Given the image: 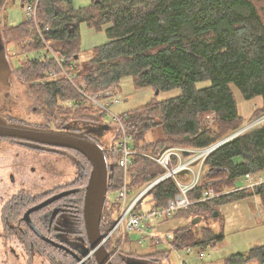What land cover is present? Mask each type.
I'll use <instances>...</instances> for the list:
<instances>
[{
    "label": "trees",
    "instance_id": "trees-1",
    "mask_svg": "<svg viewBox=\"0 0 264 264\" xmlns=\"http://www.w3.org/2000/svg\"><path fill=\"white\" fill-rule=\"evenodd\" d=\"M11 1V0H10ZM38 1L36 22L27 18L16 25L0 21V43L15 46L26 56L20 60L18 77L29 80L31 96L44 106V113L63 124H70L75 113L78 125L92 118L93 108L82 102L76 88L61 73L56 57H48L44 48L53 52L76 82L86 83L88 93H99L130 77L136 89L152 87L159 91L180 87L179 96L158 100L122 113L131 147L138 153L132 159L131 186L140 188L145 182L163 175L166 169L149 155L157 157L174 146L205 147L225 139L255 121L264 113V0H92L87 6H76L74 0H20L27 8ZM5 1L0 15L5 10ZM106 29L109 41L93 48L90 59L80 62V25ZM74 26V32L70 29ZM72 68V70H70ZM57 72L52 78L50 72ZM37 82V84H36ZM208 83L200 87L199 84ZM236 87L246 100L257 96L262 104L246 120L238 107L233 91ZM120 91V90H118ZM72 103V108L66 104ZM214 113V127L207 128L205 117ZM106 126H109L107 124ZM154 132L156 139L147 141ZM121 139L122 132L117 134ZM99 144V143H98ZM114 144L105 149L109 163L108 193H116L122 183L123 170L116 163L119 155ZM78 186L83 187L78 199L83 215L84 196L91 163L78 152ZM178 163L170 156L167 166ZM247 174L264 175V122L237 134L220 145L208 157L199 185L190 191L193 202L181 214L202 219L213 215L221 205L249 197H257L264 207V183L253 189H238L237 181ZM185 178V175H181ZM212 187L219 195L201 200L203 190ZM178 192L173 178L159 183L149 193L152 209L167 205ZM120 207L107 197L100 229L105 236L116 223ZM223 229L215 231L199 225H181L168 234H158L155 245L168 241L172 249L215 247L224 239ZM135 238L127 235L126 243ZM110 251L111 244L105 243ZM111 254L113 252L111 251ZM171 255V250L145 254L152 260ZM140 257L132 250L120 249L113 256L114 264H130ZM264 264V244L225 258V264ZM89 264H97L94 255Z\"/></svg>",
    "mask_w": 264,
    "mask_h": 264
},
{
    "label": "flooded vegetation",
    "instance_id": "flooded-vegetation-1",
    "mask_svg": "<svg viewBox=\"0 0 264 264\" xmlns=\"http://www.w3.org/2000/svg\"><path fill=\"white\" fill-rule=\"evenodd\" d=\"M10 49L0 43L11 64L7 86L0 89V116L9 124L86 133L99 143L106 115L101 114L103 121L87 118L79 125L74 112L70 124L63 125L46 115L31 96L34 83L18 77L21 65H13ZM78 158L72 148L0 135V264H89L93 252L78 204L83 189L77 182L83 179Z\"/></svg>",
    "mask_w": 264,
    "mask_h": 264
},
{
    "label": "rangeland",
    "instance_id": "rangeland-1",
    "mask_svg": "<svg viewBox=\"0 0 264 264\" xmlns=\"http://www.w3.org/2000/svg\"><path fill=\"white\" fill-rule=\"evenodd\" d=\"M91 2L92 0H74L75 5L78 7L87 6ZM26 10L21 6L20 0H11V1L7 0V4L5 5V10L3 11L2 14V16L4 17L3 23L6 21L5 14L8 15L9 17L8 21L9 23L11 22L12 25L14 24L16 25L20 23L26 17ZM109 26L110 25H106L101 29H97V28H91L87 26L85 23H82L80 25L79 34L81 38V49H82L80 62H84L90 59L94 47L109 41L108 36L106 34V29ZM9 47L11 48L10 51L15 53V56L12 59L13 65L19 66L20 60L25 59L26 56L19 53L20 50L18 47L15 46H9ZM43 53L47 54V56L50 58L54 56L53 52L48 51V48H44ZM61 71H62L61 73H63L62 68ZM10 76L11 79L18 80L16 74L11 73ZM207 85L208 83L199 84L200 87H204ZM115 91L117 92V96L111 97L110 99L105 101L107 102L110 101V105H109L110 110L112 111L113 114L121 118H122V113L137 108L139 106H142L146 104L148 101H150L152 98H157L158 100L162 101L177 97L182 92L180 87H176L171 90L158 91V92L156 89H153L152 87L136 89L133 86L130 77L124 78L120 83V88L118 89V87H116ZM233 91L236 95L237 103L241 115L244 118H246V120L249 119L252 112L257 107H260V105L262 104V98L260 96H257L253 99L246 100L245 98H243L241 92L236 87H233ZM112 100L113 101L118 100V102L115 103ZM82 102L87 103L85 100H82ZM66 104L71 105L72 103L66 102ZM89 105L93 108L92 113L94 115L97 113H98L97 115H100V113L98 112V108L96 106L91 104ZM113 114L106 115L105 122L108 123L109 126H104L103 128L104 130L102 129V133L99 135L98 140L99 143L101 144V147L104 150L110 149L114 144H118L120 141V139L117 136L119 132V125L117 122H115ZM215 118L216 116L214 113H210L205 117V124L207 128L214 127ZM262 122H264V113H262V115L259 116L252 123L245 125L246 128L244 127L245 128L244 130H242L243 128L240 129L239 130L240 132L237 134L244 132L245 130L251 128L252 126L261 124ZM234 134L230 136L237 135L236 133ZM156 136L154 132H150L147 135V141L150 142L155 140ZM222 140L224 139L218 140L213 144L217 145ZM220 145H218V147ZM174 147L195 148L191 146L190 147L174 146ZM208 157L206 158V161ZM185 160H188V157H186ZM200 162L201 161L199 160V163ZM180 176L178 177V179L186 180L188 179V177L190 178L189 175L188 177L185 178H181ZM168 178H172V177L170 176ZM246 185L247 182L244 177L237 181V186H238L237 188ZM247 188L253 189L249 187ZM148 203H149V195L145 197L143 204L140 206V208H147ZM216 211H218V215H214ZM189 222H192V217L185 214H181L177 217L162 218L161 220H153L152 225L155 227L154 230H156L155 234L157 236L158 234L164 235L165 233L171 232L177 227L184 224H188ZM197 225H199L200 228L210 227L215 231H219L223 229L225 237L222 241L218 242L215 247L208 248L207 250L204 251H200L198 249H191L190 253H188L186 249L183 250L172 249L168 241H164L159 245H155L153 238L147 239V241L144 244H138L135 241L132 244L122 245L121 249L130 250V248L132 247V250L136 251L140 256L134 258V261L137 262L138 264H181L179 254H181L185 259H189L191 264H225L226 257L239 252H246L249 249L253 248L254 246L264 244V207L260 203L257 197H249L234 203L221 205L217 210L214 211L213 215H209L204 219H201V221L198 222ZM167 249L171 250V255L166 258H161L159 260H152L148 257H142L145 254L152 253L156 250H167ZM201 254L203 255V258H199V255ZM250 264H257V263L253 261Z\"/></svg>",
    "mask_w": 264,
    "mask_h": 264
},
{
    "label": "built area",
    "instance_id": "built-area-1",
    "mask_svg": "<svg viewBox=\"0 0 264 264\" xmlns=\"http://www.w3.org/2000/svg\"><path fill=\"white\" fill-rule=\"evenodd\" d=\"M37 5L38 1L25 8V10L27 9L26 17L34 18L35 22ZM63 73L69 77L71 83L78 91L80 98L85 100L87 104L89 103L96 106L100 115L113 114L109 108L110 101L107 102L105 100L117 96L115 86L109 90L92 94L86 91V83L79 84L76 82L74 74H70L64 69ZM57 74V72L53 71L51 72L50 76L54 78L57 76ZM113 102L116 103L118 100ZM113 116L115 122L118 123L122 132V137L117 146L114 148V152L119 155L116 163L123 170V179L121 186L116 193H107V197L110 199V201L119 205L120 211L116 223L106 235L108 237L106 243L111 244V251L117 252L121 249L122 245L126 243L127 235H134L138 244H144L147 239H154L156 237L154 231L155 227L152 225L153 220H161L162 218L173 217L179 211L185 210L191 206L193 202L189 198V193L195 189L201 181V178L205 172L206 158L210 156L211 153L218 147L214 149L216 146L214 144L195 148L171 147L166 149L157 157L149 155L160 165H162L167 172L155 179L145 182L143 186L135 189L131 186V175L135 172L130 169V166L133 163L132 157L138 152L131 147V139L126 134L122 118L116 116L115 114H113ZM232 137L233 136L227 137L222 141L226 142ZM170 156H175L179 161L176 167L173 169L167 166V160ZM186 157H188V160H185ZM199 160L201 161L200 163ZM182 174L186 175V177L189 175L190 178L188 177L186 180L178 179V177ZM170 176L175 180L178 186V192L174 197L168 200L167 205L156 209L150 208L149 205L147 208H140L145 197L149 195L154 187ZM244 178L247 182V185L239 187L238 189L247 187L254 188L259 184L264 183L263 174H247L244 176ZM218 195L219 194L216 193L212 187H209L203 190L201 200H208L217 197ZM191 249L192 248H188L186 250L188 253H190ZM179 257L181 264H191L190 260L185 259L181 254H179ZM199 258H203V255H199Z\"/></svg>",
    "mask_w": 264,
    "mask_h": 264
},
{
    "label": "water",
    "instance_id": "water-1",
    "mask_svg": "<svg viewBox=\"0 0 264 264\" xmlns=\"http://www.w3.org/2000/svg\"><path fill=\"white\" fill-rule=\"evenodd\" d=\"M4 3L5 0H0V12ZM69 32H74V26ZM1 47L4 46L1 44ZM10 72V61L7 55L0 51V89L3 86H7L5 80ZM158 91L159 89H157ZM0 135L26 138L48 145L72 148L83 154L89 160L92 169L86 185L83 212L85 228L91 248L90 252L94 251L93 254L97 264H114L112 255L106 245H100L103 239L100 224L107 198L109 173V163L107 162L105 151L101 145L86 133L46 130L20 124H9L1 116ZM214 215H218V211ZM201 219V216L192 218V224H198ZM78 260H81V258H78ZM130 264L138 263L132 261Z\"/></svg>",
    "mask_w": 264,
    "mask_h": 264
},
{
    "label": "bare ground",
    "instance_id": "bare-ground-1",
    "mask_svg": "<svg viewBox=\"0 0 264 264\" xmlns=\"http://www.w3.org/2000/svg\"><path fill=\"white\" fill-rule=\"evenodd\" d=\"M56 57V59H57V61L59 62V65H60V67L62 68V70L64 69V70H66L64 67H63V65H62V63H63V60H60L57 56H55ZM51 72H53V71H51ZM51 72H50V74H51ZM68 73H70V74H73L71 71H69ZM67 76V75H66ZM68 77V76H67ZM69 78V77H68ZM221 143H224V141H222V142H220L219 144H217L215 147H214V149L216 148V147H218V145H220ZM107 235V234H106ZM104 236L103 235V239H102V241L100 242V245H103V244H105L106 243V241H107V236ZM105 242V243H104ZM97 249V248H96ZM94 252V251H93Z\"/></svg>",
    "mask_w": 264,
    "mask_h": 264
}]
</instances>
